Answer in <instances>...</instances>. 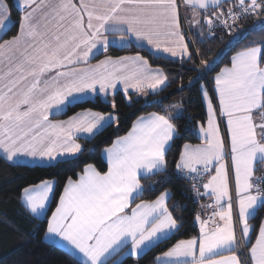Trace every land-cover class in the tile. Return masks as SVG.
<instances>
[{
  "label": "snow or ice",
  "instance_id": "snow-or-ice-1",
  "mask_svg": "<svg viewBox=\"0 0 264 264\" xmlns=\"http://www.w3.org/2000/svg\"><path fill=\"white\" fill-rule=\"evenodd\" d=\"M183 3L192 12L189 25H200L197 16L202 13L209 30L222 25L232 31L247 16H264V0H231L223 11L221 0ZM179 7L177 0H16L19 16L14 22L11 5L0 0L4 158L13 163L30 158L50 167L72 163L84 151L78 142L82 137L91 140L108 127H119L118 86L129 105L130 92L159 95L177 80L183 91L182 74L170 77L139 54L106 56L89 66L96 52H106L114 43L109 35L119 34L121 44L134 37L157 53L177 58L182 67L186 58L193 64L189 71L199 72V50H191L194 41L185 39ZM12 27L16 34L5 39ZM199 64L211 71L206 59ZM200 78L193 77L189 85L206 101L207 126L199 125L201 143L185 144L175 168L197 198L212 201L201 205L202 210L211 209V215L204 219L198 212L199 235L177 241L155 256L153 264H264V220L254 242L257 230L250 223L264 210V40L238 52L230 67L213 78L219 113L226 118L235 198L223 163L226 141L209 92L203 85L197 87ZM89 98H99L112 110L85 108L67 120L50 119ZM183 112L181 101L138 116L126 134L104 149L106 170L86 164L75 179L68 177L50 218L47 211L56 182L41 180L24 187L21 207L33 221H40L36 233L46 223L44 235L74 264H124L121 257L139 258L181 232V206L169 207L168 190L144 199L156 185L142 181L167 175L166 157L179 138L177 121Z\"/></svg>",
  "mask_w": 264,
  "mask_h": 264
},
{
  "label": "trees",
  "instance_id": "trees-1",
  "mask_svg": "<svg viewBox=\"0 0 264 264\" xmlns=\"http://www.w3.org/2000/svg\"><path fill=\"white\" fill-rule=\"evenodd\" d=\"M7 2L12 7V20L15 22L19 16L15 1L7 0ZM15 34L16 28L12 27L4 38ZM192 39L194 43L191 45V50H199L195 63V68L199 72L189 71L193 68V64L187 59L182 67L179 60L155 55L145 47L129 45L108 48L106 55L116 57L139 54L146 58L150 65L161 68L170 77L177 73L182 74L184 89L183 91L178 90L181 81L177 80L159 95L149 94L144 98H139L130 93L131 105L125 100L123 93L117 91L115 99L118 105L116 111L119 113V127L113 125L94 139H84L82 141L84 151L72 163L50 167L48 165L11 163L0 156V264H74L73 259L66 254L63 248L44 238L46 223L41 227L39 233H36V224L40 221H33L25 215L21 207V190L26 186L37 184L41 180H54L56 182L55 194L49 204L48 217L55 207L68 177L75 179L76 174L86 164H94L98 169L106 170V162L101 155L104 147L109 146L117 136L125 134L138 116L161 112L164 108L181 101L184 106L183 119L177 121L179 138L174 141L166 157L169 165L168 173L167 175L153 176L150 180H143L142 183L156 185V190L146 193L144 199H154L160 192L168 190L171 193L170 207L173 204L181 206L185 226L181 232L173 234L170 239L158 247H153L146 253H142L139 258L123 257L122 260L124 264H153L155 256L166 251L175 242L197 236L198 228L195 215L198 213L204 197L196 200L190 190L189 181L180 178L175 168L182 146L186 143L201 142L196 129L199 125L204 124L206 118L203 98L198 90L191 88L189 81L199 75L202 78L199 79L197 87L204 85L210 90L214 76L221 68L231 65L232 57L236 52L251 46L253 42L258 44L264 40V16H247L239 21L232 31L228 33L217 31L212 36H209L203 27L192 35ZM101 56L103 54H99L97 58ZM204 59L211 65V71L200 68L199 61ZM85 108L102 112L112 110L110 106L101 103L99 98H95L70 105L56 117L65 118ZM160 181L163 182L160 183ZM184 205L187 207H183ZM263 218L264 210H261L256 218L250 221L257 230L252 234L253 240Z\"/></svg>",
  "mask_w": 264,
  "mask_h": 264
},
{
  "label": "crops",
  "instance_id": "crops-1",
  "mask_svg": "<svg viewBox=\"0 0 264 264\" xmlns=\"http://www.w3.org/2000/svg\"><path fill=\"white\" fill-rule=\"evenodd\" d=\"M15 1V4H16V0H14ZM228 1H231V0H221V5H220V7H224L225 6V4L228 2ZM177 2H180L181 3V12H182V14H180V18H181V28H182V31L184 32V29H183V24H182V21H183V19H184V21H185V23H186V25H187V27L189 28V30H190V32H191V34L193 35V34H195V33H197L200 29H202L203 27H204V25H205V23H204V21H203V14L201 13V15L200 16H197V19H200L201 20V24L200 25H195V24H193V25H189V23H188V21L189 20H192V12H191V9H186L185 8V6H184V3H183V0H177ZM179 13H180V10H179ZM185 16L187 17V19H185ZM182 17H183V19H182ZM185 33V32H184ZM7 39V38H6ZM185 39L187 40V38H186V36H185ZM109 40L110 41H114V43H110V45H109V47L110 46H114V47H126V46H129V45H136V46H141V47H145V48H147L150 52H152L153 54H155V55H159V56H163V57H167V58H170V59H174V60H176L177 58H171L168 54H164V53H157L151 46H149V45H147L146 44V42H143V43H141V42H136L135 41V38L133 37L130 41H128V42H126V43H124V44H121L120 43V37H119V34H115V35H109ZM188 41V40H187ZM108 47V48H109ZM106 52L105 51H103V50H100L99 52H96V54H95V56L93 57V58H91L90 60H89V66H94V65H96V64H98L99 63V61H101V60H103V59H105V57L106 56H109V55H106L105 54ZM99 54H103V56H101V57H99V58H97V56L99 55ZM134 55H137V54H126V55H121V56H116V57H122V56H134ZM111 57H113V58H116V57H114V56H111ZM146 59V58H145ZM186 59V58H185ZM147 60V59H146ZM178 60V59H177ZM153 69H157L158 67H154V66H152V65H150ZM81 67H83V65H81ZM226 67H230V65L229 66H226ZM225 67H223V68H221V70L222 69H224ZM159 69H161V68H159ZM220 70V71H221ZM219 71V72H220ZM218 72V73H219ZM213 88H214V80H213V83H212V86L210 87V93H211V95H212V98H213V105H214V108L216 109V116H215V119L217 120V122H218V124H219V126L222 128V131H226V128H227V126H226V118L225 117H223V116H221L220 115V113H219V105H218V100H217V98H216V95H215V93L213 92ZM117 91H120V92H122L121 90H120V87L118 86V88H117ZM130 93H133V94H135V96L136 97H139V98H144V97H146V96H144V95H140V94H137V93H134V92H130ZM89 99H93V98H89ZM109 99H111V96L109 97ZM67 108V107H66ZM65 108V109H66ZM64 109V110H65ZM63 110V111H64ZM62 111V112H63ZM62 112H60L59 114H61ZM78 112H80V111H78ZM77 113V112H76ZM59 114H56V115H54V116H50V119H53V120H67L70 116H72V115H74V114H72V115H70V116H68V117H65V118H57L56 116L57 115H59ZM147 114H149V113H147ZM147 114H144V115H141V116H145V115H147ZM258 117V116H257ZM137 119V118H136ZM135 119V120H136ZM258 119V118H257ZM134 120V121H135ZM130 129V128H129ZM127 133V132H126ZM125 133V134H126ZM124 135V134H123ZM197 135H198V137H199V129H198V131H197ZM122 136V135H121ZM85 138H81L78 142L79 143H81L82 144V141L84 140ZM116 139V138H115ZM114 139V140H115ZM200 139V138H199ZM113 140V141H114ZM201 140V139H200ZM201 143V142H200ZM200 143H197V144H191V145H199ZM112 144V143H111ZM110 144V145H111ZM186 144H188V143H186ZM109 145V146H110ZM185 145V144H184ZM183 145V146H184ZM183 146H182V148H181V151H182V149H183ZM106 147H108V146H106ZM106 147H104L103 149H102V151H101V155H102V157H103V159L105 160V162H106V157L103 155V152H104V149L106 148ZM0 156H2L3 158H4V154H3V152L2 151H0ZM5 159V158H4ZM179 160V159H178ZM9 162H11V161H9ZM11 163H13V162H11ZM21 164H30V165H47V164H45V163H41V162H33V161H31V159L30 158H21V162H20ZM226 167V169L228 170V174L229 173H231V180H229V184H230V187H232V192H233V197L235 198V188H234V176H233V171H232V166L230 167V166H225ZM213 174H214V169H213ZM62 192H63V190H62ZM62 194V193H61ZM21 196V195H20ZM51 201V200H50ZM22 202V201H21ZM58 202H59V199H58V201H57V203H56V205H55V207L53 208V210L51 211V213L53 212V211H55V208L57 207V205H58ZM209 202H211L212 203V201L207 197V196H205L204 198H203V200L201 201V205H205V204H208ZM168 203H169V201H168ZM49 204H50V202H49ZM201 205H200V208H199V210H198V212L199 213H201V215H202V218H204V219H207V214H208V209L207 210H202L201 209ZM169 207H170V204H169ZM171 208V207H170ZM51 213H50V215L48 216V218H50L51 217ZM262 220H264V218L262 219ZM196 225H197V228H198V234H197V236L199 235V224H198V222H196ZM238 235H239V233H238ZM194 237H196V236H194ZM44 238L47 240V241H49V242H51V239L49 238V237H46L45 235H44ZM192 238V237H191ZM189 239V238H188ZM182 240H186V239H182ZM255 240V239H254ZM254 240H253V242H254ZM180 241V240H179ZM176 243V242H175ZM174 243V244H175ZM59 246V245H58ZM161 254V253H160ZM159 254V255H160ZM123 257H121V259H122ZM133 258H135V257H133Z\"/></svg>",
  "mask_w": 264,
  "mask_h": 264
},
{
  "label": "built area",
  "instance_id": "built-area-1",
  "mask_svg": "<svg viewBox=\"0 0 264 264\" xmlns=\"http://www.w3.org/2000/svg\"><path fill=\"white\" fill-rule=\"evenodd\" d=\"M230 3H231V1H228V2L225 4L224 7H220V10H222V11H223V10H226V9L228 8V6H229ZM178 4L180 5V7H179L180 14H182V12H181V3L178 2ZM211 11H212V9L210 8L209 12H211ZM245 18H246V17H245ZM245 18H243V19H245ZM182 19H183V17H182ZM243 19H241L240 21H242ZM182 24H183L184 32L186 33V38H187V40H188V41H193V39H192V34H191L189 28L187 27V25H186L184 19H183V21H182ZM204 27H205V30H206V32H207V34H208L209 36L214 35L217 31H224V32H227V33L230 32L227 28H224L222 25H220V26H213L212 29L209 30L207 24L205 23ZM213 33H214V34H213ZM191 45H193V43H191ZM257 174H259V173H257ZM201 191H203L202 188H201ZM192 194H193V196H194V198H195L196 200H199V199H200V198H197V197H196V194H195L193 191H192ZM210 203H211V202H209L208 204H210ZM207 211H208V214H207V218H208V216L211 215V209H208ZM210 227H214V224H210Z\"/></svg>",
  "mask_w": 264,
  "mask_h": 264
},
{
  "label": "rangeland",
  "instance_id": "rangeland-1",
  "mask_svg": "<svg viewBox=\"0 0 264 264\" xmlns=\"http://www.w3.org/2000/svg\"><path fill=\"white\" fill-rule=\"evenodd\" d=\"M238 52H240V51H238ZM238 52H236L235 54H234V56L238 53ZM204 86V85H203ZM206 87V86H205ZM206 89H207V91L209 92V96H210V98L212 99V102H213V98H212V95H211V93H210V90H209V88L208 87H206ZM203 103H204V108H205V111H206V118H205V122H204V126L206 127L207 126V108H206V101L203 99ZM256 119L258 118L257 116L255 117ZM219 128H220V131H221V134H222V136H224V138H225V141H226V148H225V159H224V161H223V163L225 164V166L227 165V166H232V162H231V158H230V147L228 146V144H227V140H228V133H227V128H226V131L224 130V131H222V128L219 126ZM198 129H199V127L196 129V133H197V131H198ZM233 176H234V174H233ZM229 180H231V173H229ZM232 188V187H231Z\"/></svg>",
  "mask_w": 264,
  "mask_h": 264
}]
</instances>
